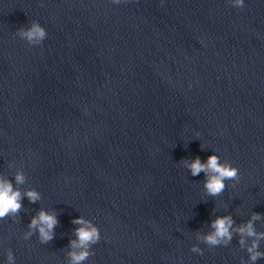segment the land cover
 Here are the masks:
<instances>
[{"label": "clouds", "instance_id": "clouds-1", "mask_svg": "<svg viewBox=\"0 0 264 264\" xmlns=\"http://www.w3.org/2000/svg\"><path fill=\"white\" fill-rule=\"evenodd\" d=\"M114 2L119 3V0H114ZM230 2L234 7H244V0H230ZM16 34L22 40L27 41L30 46L41 44L47 36L46 29L37 21H32L28 27L18 28ZM182 164L193 177L199 176L201 173L204 174L203 188L208 196L215 197L223 193L226 189V181H239L240 179L239 169L227 160L222 162L215 153L209 155L205 161L196 156L191 160H183ZM14 181L15 185H23L26 182L24 173L17 171ZM25 197L30 203H36L41 199V194L34 188L21 191L19 187L14 186L12 180L0 175V220L17 217L23 207L22 200ZM259 218V214L254 213L246 224L233 229L234 221L230 215L217 217L211 222L212 230L207 234L198 235V239L209 247L227 246L232 240L233 231H235L240 236V246L248 253V264H255L258 259L264 258V251L260 250L264 232H258L254 226V221ZM57 223L55 212H49L42 208L32 217L25 239L38 232L39 241L42 244H47L53 239ZM73 223L79 227L75 229L76 239L70 242L69 264H84L92 255V245L98 243L101 238L100 229L92 221L83 217L75 218ZM191 251L202 254V249L197 245H193ZM7 260L8 264H14L15 258L11 250L8 251ZM241 264H246V262L242 259Z\"/></svg>", "mask_w": 264, "mask_h": 264}]
</instances>
